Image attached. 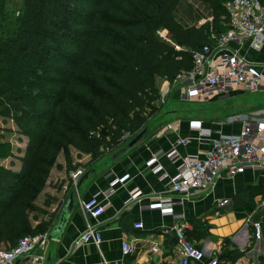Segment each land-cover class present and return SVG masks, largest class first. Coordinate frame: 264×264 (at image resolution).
<instances>
[{"label":"trees","instance_id":"obj_1","mask_svg":"<svg viewBox=\"0 0 264 264\" xmlns=\"http://www.w3.org/2000/svg\"><path fill=\"white\" fill-rule=\"evenodd\" d=\"M184 1L190 5L178 15ZM227 1L21 0L17 12L0 3V134L26 137L24 147L0 141V248L48 232L60 205L51 210L57 198L39 197L53 168L65 170L70 192L72 171L90 170L147 127L161 105L158 80L174 82L195 51L228 29ZM82 154L90 158L74 162ZM246 197L238 192L235 205ZM206 227L193 220L186 240L199 248L192 240ZM248 249L224 237L213 257L233 264Z\"/></svg>","mask_w":264,"mask_h":264},{"label":"crops","instance_id":"obj_2","mask_svg":"<svg viewBox=\"0 0 264 264\" xmlns=\"http://www.w3.org/2000/svg\"><path fill=\"white\" fill-rule=\"evenodd\" d=\"M264 2V0H262ZM229 50L239 49L235 42L227 44ZM248 60L251 70L258 76L261 87L250 91L257 95V108L252 111L233 110L227 114V120L210 121L195 120L183 117L178 107L172 104L164 110L162 105L166 97L171 93L177 99L181 97V89L178 84L160 79V107L149 119L147 130L133 146L115 159L109 156H101L91 163L90 173L79 187H71L75 191V202L70 211L67 223L59 239H48L40 249L44 256V264H114L115 260L122 264H180L182 251L178 244H171L174 235L173 226L180 220L176 214H182L188 223L186 230H193V220L201 219L207 233L200 238L192 240L203 251L204 260L213 257L219 251L224 237L238 248L249 249L244 256L233 264H264V226L260 239L253 237L251 223L259 220L264 225V206L260 200L264 197V167L247 166L242 172L229 176L223 172L213 185L206 191H196L187 199H180V195L167 191V178L160 179L153 172L148 161L155 157L168 176L176 172L185 155L202 156L208 148L206 142L197 138V132L189 126L191 123H201L204 128L211 130L212 135L218 133H239L244 129V119L251 121L252 127L259 130L258 144L264 148V40L259 49L244 46L239 49ZM159 83V82H158ZM177 87L175 90L169 88ZM242 89H234L231 97L242 96ZM179 95V96H178ZM229 96V95H228ZM182 98V97H181ZM242 102V100L240 101ZM256 110V111H255ZM255 111V112H253ZM253 113H255L253 115ZM250 117V118H249ZM8 125L13 126L12 121ZM3 127V126H2ZM0 141L8 140L14 146L24 147L26 137L22 136L19 142L16 133L2 131ZM1 133V130H0ZM9 134V138H7ZM189 137L186 144L179 143L178 138ZM175 150L178 157L171 158L169 153ZM17 156L22 155L16 152ZM74 155V151H73ZM173 157V156H172ZM74 162H86L89 154L73 157ZM5 164L8 160L3 161ZM58 162L63 164V157H58ZM16 163L12 166L18 170ZM113 191L106 196L112 181ZM68 178L63 168H53L48 184L41 193L39 199L45 195H53L57 198L51 204L50 209L57 206L58 212L48 229L52 231L61 206L66 202ZM138 190V196L130 195ZM247 190L248 197L243 205H235L234 195ZM97 194L104 208L98 216H85L80 207V201ZM170 196L174 203L170 207H159V199ZM221 198L228 201L222 206L217 205ZM150 205V207L148 206ZM91 222L101 233V241L96 244L79 242L77 239L83 233L86 222ZM192 220V222H191ZM136 223H142L137 227ZM185 230V231H186ZM129 241L133 245L130 255L122 254L121 244ZM151 244L157 245V252L149 251ZM219 264H227V262Z\"/></svg>","mask_w":264,"mask_h":264},{"label":"built area","instance_id":"obj_3","mask_svg":"<svg viewBox=\"0 0 264 264\" xmlns=\"http://www.w3.org/2000/svg\"><path fill=\"white\" fill-rule=\"evenodd\" d=\"M225 6L228 12V29L216 37L214 43L205 44L200 50L195 51L192 67L179 72L175 77L174 81L181 89L182 99L203 102L224 97L235 88L253 91L261 87L258 76L253 73L248 60L239 49L244 46L254 49L261 47L264 40V2L262 0H229ZM230 42H235L239 49L229 50L227 44ZM262 90L264 91V84ZM250 121L248 118L244 119V129L239 133L216 135H212L211 130L204 128L201 123H191L189 126L197 132L199 141L208 144L202 156L181 157L176 172L170 176L155 157L151 158L148 164L160 179L167 178V191L180 195V199H187L196 191H206L223 172L233 176L242 172L247 166L264 167V148L257 141L260 137L259 130L252 127ZM177 141L186 144L189 142V137L178 138ZM169 156L174 158L178 157V154L173 149ZM83 172V168H78L70 173L74 185ZM115 181L113 180L110 184L109 190L105 193L106 196L112 193ZM136 196H138V190L130 195L131 198ZM159 200L157 205L162 208L170 207L175 201L168 195ZM227 201V198H221L217 201V205L222 206ZM260 204L264 206V197L260 200ZM80 207L85 216L94 217L102 213L104 208L97 194L81 200ZM176 216L180 221L173 226V232L182 251L180 264L203 259V251L186 240L185 230L188 223L183 219V215L176 214ZM251 225L254 237L260 239L262 237L261 222L256 220ZM136 226L141 227L142 223H136ZM48 235V232L26 234L13 248H0V264H44V256L40 249L47 243ZM90 241L98 244L101 241V233L87 220L86 227L77 239V243ZM121 249L122 254L128 256L133 251V245L129 241H123ZM158 250L157 245L151 244L149 251L157 252ZM114 264L122 263L115 260ZM203 264H218V261L216 257H209Z\"/></svg>","mask_w":264,"mask_h":264},{"label":"rangeland","instance_id":"obj_4","mask_svg":"<svg viewBox=\"0 0 264 264\" xmlns=\"http://www.w3.org/2000/svg\"><path fill=\"white\" fill-rule=\"evenodd\" d=\"M20 2L21 0H0V3H3L4 5V9L9 12H17V10L20 7ZM192 4L194 8L204 11L199 3L193 2ZM189 5L190 4L187 1H184L183 2L184 7H182V9L179 10L178 15H180L181 12L184 11V9L187 10ZM204 13H206V11H204ZM202 21H204V18H201L199 20V22H202ZM158 35L160 37H163L164 31L160 30ZM158 82H159L158 84L160 85L161 82L160 81ZM171 87H172V84L169 85V88ZM176 88H177L176 86L172 87L173 90H175ZM245 92H250V91H245ZM228 95L224 97H217L215 99H211L208 101L194 102V101L182 99L181 97L180 98L178 97L177 99H175L174 97H172V94L170 93L166 97L165 102L162 105V108L164 110L166 107H169L172 104H175L178 107L179 113H181L183 117H189V118L199 120V121H202V120L220 121V120H227V114H230V112L233 110L252 111L253 109L257 108V106L259 105L256 101L257 95L251 92L243 93L242 96H239L236 98L231 97L230 93ZM241 100L242 102H240ZM254 114L255 113H253V115ZM0 123H1V119H0ZM8 123L11 124V122H8ZM0 128H3V127L0 126ZM9 137H10L9 134H7V138ZM58 157H62V156L60 155ZM104 157H107V155H104Z\"/></svg>","mask_w":264,"mask_h":264},{"label":"water","instance_id":"obj_5","mask_svg":"<svg viewBox=\"0 0 264 264\" xmlns=\"http://www.w3.org/2000/svg\"><path fill=\"white\" fill-rule=\"evenodd\" d=\"M147 127L143 128L141 131L136 133L132 138H130L125 144L122 146L116 148L113 150L109 157L111 159H115L119 155L123 154L125 151H127L131 146H133L138 140L141 139V137L144 135L146 132ZM91 170V169H90ZM90 170H86L83 172V174L79 177L77 183L75 184V187H79V185L85 181L90 173ZM75 191L72 190L68 193L67 195V200L66 202L61 206L59 213H58V218L57 221L52 229V231L48 235V239H59L64 227L67 223L70 211L74 205L75 202Z\"/></svg>","mask_w":264,"mask_h":264}]
</instances>
